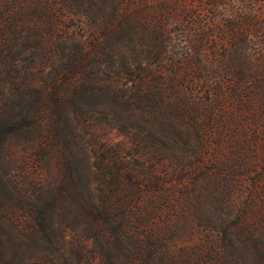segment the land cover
I'll return each mask as SVG.
<instances>
[{"label": "rangeland", "instance_id": "1", "mask_svg": "<svg viewBox=\"0 0 264 264\" xmlns=\"http://www.w3.org/2000/svg\"><path fill=\"white\" fill-rule=\"evenodd\" d=\"M0 40L18 65L0 61L15 111L85 83L71 100L98 131L72 124L92 188L105 145L120 150L159 264H264V0H0ZM15 150L30 173L34 149ZM73 152L81 168L82 146ZM13 245L0 226V264Z\"/></svg>", "mask_w": 264, "mask_h": 264}, {"label": "trees", "instance_id": "2", "mask_svg": "<svg viewBox=\"0 0 264 264\" xmlns=\"http://www.w3.org/2000/svg\"><path fill=\"white\" fill-rule=\"evenodd\" d=\"M9 47L0 40V61L17 70ZM35 71V66L26 69L30 76ZM6 72L0 70V226L14 236L12 264H159L155 228L133 212L145 190L134 171L125 167L120 150L105 145L97 166L103 176L92 188L94 166L72 124L78 117L85 133L98 131L91 111L71 100L85 83L79 82L71 93L52 90L15 111ZM144 85L143 77L135 83L138 89ZM77 145L82 146L81 168L73 152ZM16 148L24 153L34 149L30 173L23 168L28 156L19 163ZM156 187L167 189L164 183ZM95 191L101 194L99 203L93 200Z\"/></svg>", "mask_w": 264, "mask_h": 264}]
</instances>
